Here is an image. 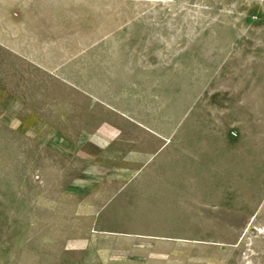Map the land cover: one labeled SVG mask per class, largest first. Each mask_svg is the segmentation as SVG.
<instances>
[{"label": "rangeland", "instance_id": "374dc122", "mask_svg": "<svg viewBox=\"0 0 264 264\" xmlns=\"http://www.w3.org/2000/svg\"><path fill=\"white\" fill-rule=\"evenodd\" d=\"M0 264H264V0H0Z\"/></svg>", "mask_w": 264, "mask_h": 264}, {"label": "crops", "instance_id": "0c3cea01", "mask_svg": "<svg viewBox=\"0 0 264 264\" xmlns=\"http://www.w3.org/2000/svg\"><path fill=\"white\" fill-rule=\"evenodd\" d=\"M84 140V139H83Z\"/></svg>", "mask_w": 264, "mask_h": 264}]
</instances>
